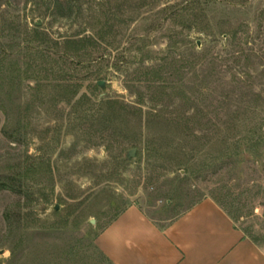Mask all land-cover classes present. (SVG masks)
<instances>
[{
  "label": "rangeland",
  "instance_id": "rangeland-1",
  "mask_svg": "<svg viewBox=\"0 0 264 264\" xmlns=\"http://www.w3.org/2000/svg\"><path fill=\"white\" fill-rule=\"evenodd\" d=\"M72 10L0 0V264H112L96 238L127 208L207 197L264 246V0Z\"/></svg>",
  "mask_w": 264,
  "mask_h": 264
},
{
  "label": "crops",
  "instance_id": "crops-1",
  "mask_svg": "<svg viewBox=\"0 0 264 264\" xmlns=\"http://www.w3.org/2000/svg\"><path fill=\"white\" fill-rule=\"evenodd\" d=\"M96 246L112 264H264V246L209 197L164 225L131 206L101 230Z\"/></svg>",
  "mask_w": 264,
  "mask_h": 264
},
{
  "label": "trees",
  "instance_id": "trees-1",
  "mask_svg": "<svg viewBox=\"0 0 264 264\" xmlns=\"http://www.w3.org/2000/svg\"><path fill=\"white\" fill-rule=\"evenodd\" d=\"M56 3H57V7L65 6L66 14L63 13L62 17H71L72 16V13H73L72 12L73 11L72 10V0H65L64 3L60 2L59 0H56ZM35 33L39 34V32H35ZM92 45H97V43H95V41L92 38H81L78 40H66V42H64V46H65L66 51L62 55V58L70 57V56L72 57V54L74 56L78 57L82 51L86 50L87 48L91 47ZM78 64H80V63H78ZM109 104L111 106L112 105L118 106V102L112 101V102H109Z\"/></svg>",
  "mask_w": 264,
  "mask_h": 264
},
{
  "label": "water",
  "instance_id": "water-1",
  "mask_svg": "<svg viewBox=\"0 0 264 264\" xmlns=\"http://www.w3.org/2000/svg\"><path fill=\"white\" fill-rule=\"evenodd\" d=\"M98 86H99L103 91L106 90V82H104V81H100V82H98ZM135 155H136V151L133 150L132 152H130L129 157H130V158H134ZM56 210H58V206L56 207ZM91 224L94 225V224H95V221L93 220V221L91 222Z\"/></svg>",
  "mask_w": 264,
  "mask_h": 264
}]
</instances>
